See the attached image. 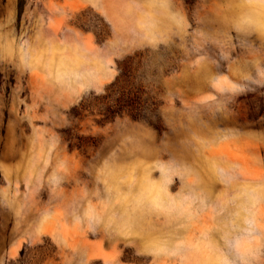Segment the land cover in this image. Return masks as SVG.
<instances>
[{"label":"rangeland","instance_id":"374dc122","mask_svg":"<svg viewBox=\"0 0 264 264\" xmlns=\"http://www.w3.org/2000/svg\"><path fill=\"white\" fill-rule=\"evenodd\" d=\"M0 264H264V0H0Z\"/></svg>","mask_w":264,"mask_h":264}]
</instances>
